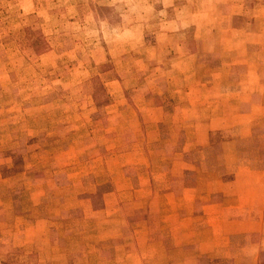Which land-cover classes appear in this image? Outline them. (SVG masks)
<instances>
[{
	"label": "rangeland",
	"instance_id": "374dc122",
	"mask_svg": "<svg viewBox=\"0 0 264 264\" xmlns=\"http://www.w3.org/2000/svg\"><path fill=\"white\" fill-rule=\"evenodd\" d=\"M197 1L0 0V264H92V247L103 259L130 242V224L155 215L156 206L104 210L112 186L107 166L136 181L147 180L138 168H160L152 187L177 193L183 180L197 185V212L209 183L238 166L264 167V118L248 137L204 139L205 127L190 125L197 117L182 110L185 95L169 71L177 68L176 45L185 39L195 48L194 35L191 28L158 33L174 32L163 23L172 16L191 20L187 4L197 8ZM250 15L211 22L206 30L218 43L232 36L256 42L242 63L225 67L224 89L254 81L242 76L248 62L264 74V18L253 25L259 35H251ZM227 25L235 30L222 31ZM218 49L202 53L190 71L210 70ZM190 136L197 138L193 145ZM184 163L194 171L171 176ZM163 171L167 176L159 177ZM119 217L124 227L115 232L125 238L96 243V229ZM37 219L47 222L36 226Z\"/></svg>",
	"mask_w": 264,
	"mask_h": 264
},
{
	"label": "crops",
	"instance_id": "0c3cea01",
	"mask_svg": "<svg viewBox=\"0 0 264 264\" xmlns=\"http://www.w3.org/2000/svg\"><path fill=\"white\" fill-rule=\"evenodd\" d=\"M197 2V8L187 4L186 17H191V20L172 16L163 23L172 27L174 32L158 33L171 37L179 29L191 28L194 35L195 48H190L185 39L176 45L178 50L174 51L177 53L174 58L177 61L174 65L177 68L173 67L169 71L177 74L180 83L178 91L185 95L186 103L182 110L190 117H197V121L190 125L205 127L204 139L218 133L222 134L224 140L230 139L232 135L248 137L254 123L264 118V74L258 73L255 63L248 62V68L242 76L254 81L249 83L244 80L240 86L224 89L228 78L224 71L227 66L242 63L247 56V47L256 42H243L232 36L224 38V43H218L219 40L213 39V35L206 30L211 22H222L226 18L229 21L231 17L247 15L248 12L251 14L246 20L248 29L251 35H259L253 25L258 24L259 18H264V2L254 6H248V0ZM212 15L215 16L212 18ZM238 28L242 30L241 26ZM221 30L235 29L227 25ZM215 38H219L217 34ZM236 45L243 47L238 55L234 54ZM219 47L220 52L214 56L216 64L210 70L205 68L203 74L190 71L197 65L202 53L214 54ZM196 139L190 136L186 142L193 145ZM175 162L180 163L178 160ZM184 164L178 166V171L173 166L171 176L194 171L191 164ZM138 169L146 173L147 180L136 181L123 168L106 167L104 171L109 174L112 186L105 193L104 210L132 204L133 211L137 207L145 208L150 202V206L155 204L156 214L136 218L130 224L133 229L128 236L130 242L123 241L122 245H115L107 258L99 259L100 250L92 247V264H264V257L261 256L264 253V167L238 166L222 176L217 184L209 183L206 190L209 197L202 200L199 212L195 207L196 200L201 197L195 193L198 186L185 184L183 180L179 186L180 193L173 186L152 187L153 174L160 168ZM167 174L168 171H163L158 176L166 177ZM144 190H147L148 196L142 197L140 191ZM141 198H144L143 205L138 204ZM99 212L96 210L94 213ZM107 221L109 224L96 229V243L125 238L115 232L116 226L121 225V229L124 227L120 217L114 224L112 219ZM46 222V219H37L34 224L43 226ZM47 232L42 231L44 237Z\"/></svg>",
	"mask_w": 264,
	"mask_h": 264
},
{
	"label": "trees",
	"instance_id": "16d2710c",
	"mask_svg": "<svg viewBox=\"0 0 264 264\" xmlns=\"http://www.w3.org/2000/svg\"><path fill=\"white\" fill-rule=\"evenodd\" d=\"M243 140H245V139H243ZM258 140H259V142L261 141L259 138H258ZM193 186H195V185H193ZM197 186V185H196Z\"/></svg>",
	"mask_w": 264,
	"mask_h": 264
}]
</instances>
